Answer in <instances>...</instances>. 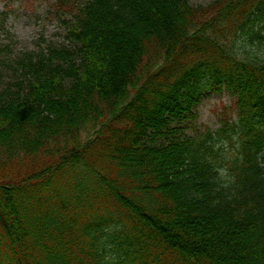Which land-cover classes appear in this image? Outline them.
Returning <instances> with one entry per match:
<instances>
[{"label": "trees", "instance_id": "1", "mask_svg": "<svg viewBox=\"0 0 264 264\" xmlns=\"http://www.w3.org/2000/svg\"><path fill=\"white\" fill-rule=\"evenodd\" d=\"M59 1L0 89V264H264V0Z\"/></svg>", "mask_w": 264, "mask_h": 264}, {"label": "rangeland", "instance_id": "2", "mask_svg": "<svg viewBox=\"0 0 264 264\" xmlns=\"http://www.w3.org/2000/svg\"><path fill=\"white\" fill-rule=\"evenodd\" d=\"M81 1L76 0L78 4ZM211 1L189 0V3L205 6ZM73 21V14L59 0H0V88L11 83L9 78L16 74L18 58L37 54L49 45L70 46L68 31ZM232 102L233 97L226 91L206 92L196 107L195 121L184 124L183 133L192 135L193 128H218L223 108H229ZM82 139L88 137L83 135Z\"/></svg>", "mask_w": 264, "mask_h": 264}]
</instances>
